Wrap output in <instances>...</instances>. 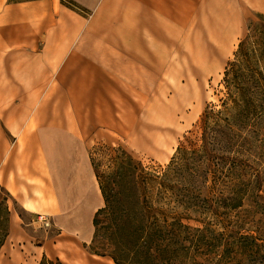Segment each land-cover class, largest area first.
<instances>
[{
	"label": "crops",
	"instance_id": "1",
	"mask_svg": "<svg viewBox=\"0 0 264 264\" xmlns=\"http://www.w3.org/2000/svg\"><path fill=\"white\" fill-rule=\"evenodd\" d=\"M70 1L77 6L0 0V187L31 217L11 212L0 264H40L44 256L98 264L79 247L66 250L78 245L72 224L55 239L31 234L34 216L63 213L64 185L95 178L77 153L70 157L72 144L95 128L125 134L121 105L157 104L159 81L173 87L174 72L215 65L204 41L228 47L242 31L243 2L264 13V0ZM74 167L81 173L68 179Z\"/></svg>",
	"mask_w": 264,
	"mask_h": 264
},
{
	"label": "rangeland",
	"instance_id": "2",
	"mask_svg": "<svg viewBox=\"0 0 264 264\" xmlns=\"http://www.w3.org/2000/svg\"><path fill=\"white\" fill-rule=\"evenodd\" d=\"M243 5L245 20L242 31L237 38L228 42V47L223 48L225 41H204L205 48L209 47L211 60L216 63L215 65H207L206 71L174 72L173 87H162L159 81L157 104L121 105L119 111H125L127 116L124 122L128 129L125 134L118 133L110 127L95 128L92 135L77 137L76 144H72L73 152L70 157L74 158L77 153V158L84 165H89L93 169L91 162L94 163L101 178L104 181H111L115 177L119 178L117 169L125 152L141 161L147 171L161 174L168 168L179 149L200 150L207 114L210 111H225L224 101L228 97L226 70L231 62L236 61L235 54L240 43L251 34V29L255 25L264 24L261 20L263 12L250 9L244 2ZM256 39L262 45L255 47H258L260 54H264V35L261 37L257 35L250 41ZM214 43H216L215 48L211 46ZM193 45L191 41V51ZM261 65L264 67V62ZM180 79L183 80V85ZM150 107H152L151 112ZM233 113L234 110H230L223 116L233 118ZM132 115L134 120L131 119ZM258 127L259 130L260 126ZM262 146L254 141L249 145V135L246 143L235 141L230 153L231 161L224 166L226 171L227 168L233 171L230 180L220 178L214 191L206 189L211 186V182L206 187L203 186L202 196L199 199L202 208L199 211H205L208 216L215 214L214 220L217 225L212 226L216 230L215 233L206 231L202 238L201 246L206 256L199 260L200 264H254L253 258L249 256V246L252 243L249 235L260 237V234L262 236L260 238H264V148ZM241 148L244 151H241ZM249 149L253 151L252 155L249 154ZM219 154L222 156L223 153L219 152ZM68 171H71L68 178L71 180L73 171L81 173L76 167ZM93 172L97 179L94 169ZM79 185L73 184L72 190L69 185H64V190L61 192L63 213L59 217L49 216L47 212L34 216L38 230L31 231V234L33 233L39 241L44 240L47 235L55 239L60 227H69V224H72L71 233L78 245L71 244L67 251L78 250L79 247L81 252L84 250L87 254H91L98 264H115L111 258L91 252L95 234L93 220L98 210L105 206L102 192L100 190L94 198L87 199L81 185L79 189ZM192 185V183L188 184L189 187ZM70 191L73 193L76 191L78 197L76 201L69 199ZM12 211L31 219L24 208L14 201L11 193L0 187V245L6 240ZM209 219L207 218V221ZM187 223L192 227L206 226L194 219ZM48 259L52 260L53 264L60 262L66 264L61 258L48 257Z\"/></svg>",
	"mask_w": 264,
	"mask_h": 264
},
{
	"label": "trees",
	"instance_id": "3",
	"mask_svg": "<svg viewBox=\"0 0 264 264\" xmlns=\"http://www.w3.org/2000/svg\"><path fill=\"white\" fill-rule=\"evenodd\" d=\"M251 31L225 73V111H210L206 116L200 150L179 149L161 174L147 171L141 161L125 152L117 169L119 178L111 181H104L91 162L105 202L93 220V254L107 256L115 264H200L206 256L202 238L206 231L215 233L212 226L217 224L215 214L199 211L203 186L211 182L206 189L214 191L220 178L230 180L233 171H226L224 166L231 161L235 141L246 143L249 135V145L254 141L264 148V54L255 47L262 43L250 41L264 35V24L255 25ZM230 110H234L233 118L224 117ZM252 152L249 149L250 155ZM192 219L206 226L192 227L187 223ZM260 237L249 235V256L254 264H264V238ZM40 264L53 261L44 256Z\"/></svg>",
	"mask_w": 264,
	"mask_h": 264
},
{
	"label": "bare ground",
	"instance_id": "4",
	"mask_svg": "<svg viewBox=\"0 0 264 264\" xmlns=\"http://www.w3.org/2000/svg\"><path fill=\"white\" fill-rule=\"evenodd\" d=\"M79 183L82 187L83 194L87 199L94 198L100 192V186H99L96 178H94V180H92L91 177L85 175L84 177L79 178V180H76L75 186L79 185ZM80 185H79V189H80ZM71 196H72L71 198L73 200L78 198L76 191Z\"/></svg>",
	"mask_w": 264,
	"mask_h": 264
}]
</instances>
